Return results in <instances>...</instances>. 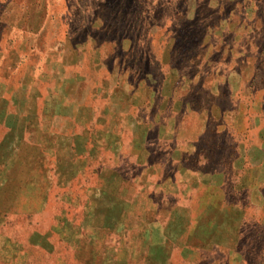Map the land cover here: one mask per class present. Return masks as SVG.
<instances>
[{
	"label": "rangeland",
	"instance_id": "374dc122",
	"mask_svg": "<svg viewBox=\"0 0 264 264\" xmlns=\"http://www.w3.org/2000/svg\"><path fill=\"white\" fill-rule=\"evenodd\" d=\"M0 264H264V0H0Z\"/></svg>",
	"mask_w": 264,
	"mask_h": 264
},
{
	"label": "crops",
	"instance_id": "0c3cea01",
	"mask_svg": "<svg viewBox=\"0 0 264 264\" xmlns=\"http://www.w3.org/2000/svg\"><path fill=\"white\" fill-rule=\"evenodd\" d=\"M138 81H142V78L139 77ZM181 222H175L174 227L177 230V236L175 238H169L172 245L169 247L171 250H216L219 248H224L226 250H230V247H233L234 242L220 241L214 240L212 234L211 236L205 233V236H201L200 232L203 228L201 225L200 218H194L193 220L190 218L189 222L187 221V217H185V221L183 222V216L180 217ZM184 223V224H183ZM197 229V233L194 237L191 236V231ZM194 239V240H193ZM168 240V238H167ZM230 246V247H229ZM173 247V248H172Z\"/></svg>",
	"mask_w": 264,
	"mask_h": 264
},
{
	"label": "trees",
	"instance_id": "16d2710c",
	"mask_svg": "<svg viewBox=\"0 0 264 264\" xmlns=\"http://www.w3.org/2000/svg\"><path fill=\"white\" fill-rule=\"evenodd\" d=\"M253 93H256L257 92V89H255V90H253L252 91ZM232 146H233V148L235 149L236 147H237V144H232ZM261 190V187L259 186V187H257L256 186V188L253 190V189H250V187H244V188H240L239 189V192H243V195H244V197H246V196H248V195H250V194H252V192L253 191H257V194L259 195V191ZM254 196H256V195H254ZM232 201V203H237V202H235L234 200H231ZM245 203V202H244Z\"/></svg>",
	"mask_w": 264,
	"mask_h": 264
}]
</instances>
